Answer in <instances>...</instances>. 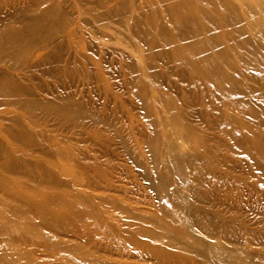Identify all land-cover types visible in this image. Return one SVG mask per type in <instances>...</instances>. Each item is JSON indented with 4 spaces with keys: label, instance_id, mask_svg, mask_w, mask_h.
I'll list each match as a JSON object with an SVG mask.
<instances>
[{
    "label": "rangeland",
    "instance_id": "obj_1",
    "mask_svg": "<svg viewBox=\"0 0 264 264\" xmlns=\"http://www.w3.org/2000/svg\"><path fill=\"white\" fill-rule=\"evenodd\" d=\"M173 1L0 0V211L13 204L20 216L12 235L22 228L32 238L25 246L0 235V264L17 248L27 258L20 264H77L73 251L112 263L184 264L137 257L143 249L131 237L194 264H230V251L264 264V161L247 151L264 145V117L254 116L264 112V68L227 66L238 82L231 100L191 77L186 67L214 49L184 64L175 42L186 44L187 35L176 33ZM202 2L226 7L264 55L258 0ZM53 191L78 194L89 209L52 200ZM85 209L102 221H83L87 232L75 235L52 229L80 221ZM179 218L204 255L139 233ZM215 229L223 250L209 234ZM56 237L71 247L56 249Z\"/></svg>",
    "mask_w": 264,
    "mask_h": 264
},
{
    "label": "bare ground",
    "instance_id": "obj_2",
    "mask_svg": "<svg viewBox=\"0 0 264 264\" xmlns=\"http://www.w3.org/2000/svg\"><path fill=\"white\" fill-rule=\"evenodd\" d=\"M202 1L203 0H197V1L176 0L170 4L169 6L170 16L176 23V26H177L176 33L185 31L187 35L186 44L185 43L178 44L177 41L175 42L176 50H177L176 52L177 54L183 57L184 64L189 65L188 60L190 59L192 55L199 54L201 51H204L206 49H214L213 52L208 53L207 55L203 56L202 58L197 60L195 63H191L190 69H187L186 67V70H188L190 76L197 79L198 82H200L201 84L205 83L206 85L210 84L213 88H215V90L218 91L219 94L224 95V97L231 100L237 96V93L231 90L229 87L236 86L238 82L235 78L233 79V76L225 73V69L227 68V66H233V63H236V61H239L242 69L245 71L248 68L249 69L253 68L252 66L257 65V62H259L261 64V67L264 68V55L259 53L258 49H255V47L256 48L258 47L254 43H253V46L249 44L248 39H246V37L244 36L245 33L242 34L240 28L237 27V25L231 21L233 17L231 18V16L229 15V11L226 9V7L220 4L214 7H211V6H208L207 3H206L207 5L206 6ZM258 2L262 7H264V0H258ZM259 23L260 25H262V21H260ZM255 25L258 26V30L264 29V26H260L259 24H255ZM178 35L179 34L173 35L171 39L173 37L175 39H178ZM257 87H259V85ZM253 95H255V93ZM230 116H232V113H230ZM254 116L264 117V112L260 113L259 111L258 112L255 111ZM230 127L232 128L233 134L234 133L236 134L237 131H235V129L238 127L235 126V121H234L233 116L230 121ZM238 131L242 132L241 129H238ZM247 146H248L247 151H249L248 153H251L254 156H256L257 154L258 155L257 158L259 159V161H264V145H259L257 142H255L254 145L249 144ZM8 166H9V163H8ZM5 167L8 168L7 164L4 165V168ZM161 175H163L161 176V179L165 180L167 177L165 171H162ZM72 183H74V181ZM50 195L52 197V200H58V199L59 200H69L71 198H73V200H79L80 203L78 205H80V207L79 209L77 208L78 210H83L84 207L89 209L90 200H89V205H88L86 204L87 201L85 200V198L79 196L78 194L77 195L76 194L65 195V194H62L61 192L53 191V192H50ZM11 196L19 199L16 193L11 192ZM80 198H82V200ZM22 200L25 205L30 206V202L26 201V199H22ZM102 202L112 203L113 200H110L109 198H103ZM3 205H4L3 207L6 209L2 208L3 210L0 211V235L5 236L6 240L11 242L12 244L22 243L23 245L27 246V243L29 244L32 241V238L29 237L22 228H18L20 229L19 233L17 232V234L12 235V228H14L16 219L19 218L20 212H18L15 209L14 205L11 204L10 202L5 201ZM88 209L87 210L85 209V211L77 212L78 215L83 217L79 219L80 221L74 222L71 225L62 224L61 227H55L54 225L52 226V229L60 228V229H56V231H58V233L62 235L63 234L64 235H75L76 231H80V230H86L87 232L86 227L82 226L80 223H82L83 221L88 222L89 219L90 220L98 219L99 221H102L100 218V212H96V211L93 212ZM5 217H7L6 220H5ZM167 223L168 224L165 223V220H161V222L158 221L157 222L158 228H154L151 230L143 229L139 233H141V235L145 234L147 235V237H149L150 239H154V240L155 239L158 240V238H160L162 242L167 243L172 247H177L184 253L193 252L195 254L197 252L199 253L200 256L204 255L202 254V252H205L203 250L204 248L199 246V244L201 246H204L203 243H201L200 240L194 239V237L190 234V230L186 227L182 219L179 218L178 220H175L174 222L171 221ZM175 224L176 225L179 224V226H176ZM25 230L30 231L28 227ZM219 233L220 232L217 229L209 232V234H211V237L215 241L216 246L219 249L223 250L224 247L221 244ZM132 236H135V235H132ZM56 238L57 240L55 239V242L51 243L52 245L56 244V246H54L56 247V249L59 250L61 247L68 249L71 247L70 243H67L58 237ZM140 239L141 237H137V238L131 237L129 238V241L132 247L136 246V247H140L141 249H143V250H140L141 251L140 254L136 255L137 257L141 259H143L145 255H148V256L155 255L157 259H161V260L162 259H166V260L169 259L170 261L179 260L180 262H184V264H187V263L194 264L195 263V260L188 259L187 254H182V253L180 254L173 250H163L158 245L155 246V244L153 243H148L147 241H141ZM45 243L46 242H44V244ZM75 246L77 245L75 244ZM17 249L20 252L12 253V255H8V253L4 251L3 256L5 259H8L7 262H9V264H20V262L23 259L27 260V258L23 254L24 249L23 248L22 249L17 248ZM224 252L226 253V251ZM79 253L81 252L73 251L71 253V258L73 261L77 259L81 260L77 264H127V263H122V262L112 263L110 261H106L104 259L96 257L90 253L82 252L81 254L83 256L80 257L79 255L81 254ZM224 260L225 262H228L230 264L231 263L232 264H246V261L243 259V257L236 255L232 251L228 252ZM30 263H32V261H30Z\"/></svg>",
    "mask_w": 264,
    "mask_h": 264
}]
</instances>
